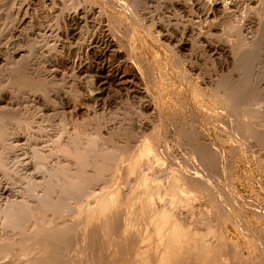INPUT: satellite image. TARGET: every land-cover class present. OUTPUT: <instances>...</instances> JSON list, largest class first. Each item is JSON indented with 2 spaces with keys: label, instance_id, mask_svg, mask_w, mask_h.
<instances>
[{
  "label": "rangeland",
  "instance_id": "374dc122",
  "mask_svg": "<svg viewBox=\"0 0 264 264\" xmlns=\"http://www.w3.org/2000/svg\"><path fill=\"white\" fill-rule=\"evenodd\" d=\"M52 1L0 0V110L5 113V118L0 121V246L15 250L19 244L31 237L33 225L37 231L44 229V217L48 211L44 208L42 211L41 207V209H33L32 214L34 210L38 212L35 211L33 216L23 219L19 225H10L8 214L14 212L21 198L30 194L32 186L44 184L50 173L54 175L57 173L60 180L59 178L69 172L71 175H77L80 169L85 176L90 177L92 174L93 177L91 176L92 179L84 177L82 180L79 176L83 178L84 175L79 171L76 177L72 176L75 177L76 184H78L77 177L80 183L85 180V184L88 185L85 187L90 188L93 184L96 195L98 192L99 195L101 192V195H97V205L86 209L84 207L81 212L70 209L63 214L51 213L52 223L56 225V234L64 237L63 246L68 249L67 254L59 255L60 262L66 264H84V262L145 264L146 262L148 264L150 260L149 264H264V160L248 142L240 139L242 133L245 135L252 133L251 128L240 127L245 123L240 118L242 113H248L246 121L250 124L264 125V16L257 14L258 10L262 9L258 5L259 1L233 0L235 12L232 11L230 18L226 20L224 18L218 20L214 18L217 16L212 18L211 14H207L209 12L207 3L210 0H191V2L138 0L142 3L140 5L137 0L134 2L133 0L132 2L131 0H88V3L85 0L88 6L94 5L92 8L96 12L93 15L97 16L98 12H102L106 17L102 23L105 29L99 27L101 28L99 30H97L98 21H101L99 16L95 19V16L91 15L87 20H76L77 22L66 18L71 12L68 10L76 6L72 4L74 0ZM110 1L115 3L114 9L110 8ZM127 1L133 3V6L138 4L134 10L139 9L137 12L140 16L134 11V14H130L134 7H131ZM260 1L264 2V0ZM127 3L130 7L126 6ZM192 3L197 5L202 3V8L199 5V9L191 8V10L195 9V12L198 10L197 14L194 10H189L191 7L189 5ZM83 4L80 5V9ZM37 5L45 8L42 9L44 11L39 10L41 14L37 11ZM203 9L206 12H202ZM177 10L181 11L177 12ZM139 12H142V15ZM245 12L249 13L250 21L244 27L238 21ZM188 13L191 16L188 17ZM205 13L208 15L207 18ZM147 16L151 19L149 20ZM188 19L190 24L187 23ZM152 22L154 25L156 22L154 29ZM159 22L161 23L157 24ZM160 25L164 31L167 26L174 29L172 31L167 27L166 31L175 36L173 37L177 43L179 40L185 41L187 37L189 38L188 41L186 40L188 43L185 41L189 49L184 57L175 54L163 39L156 37L155 32ZM73 27L75 28L72 29ZM197 28L205 32L208 28L207 31L211 33L212 38L210 35L206 36L208 40L200 33L196 35L199 31ZM102 32L112 40L116 47L114 51L108 50V53L102 46L99 48L98 42ZM203 38L209 43L213 40L211 45L218 43L212 45L217 48L214 47L218 54L215 53L213 57L208 58V54L201 51L203 45L199 43L203 42ZM97 45L101 52L98 51ZM232 45H234L233 51L230 50ZM217 46L222 47V50ZM54 48H57L59 53L62 51L61 54L52 53ZM91 48H94L97 54L93 53ZM93 54L94 58H92ZM104 56L105 60H102ZM125 59L141 69V77L138 76V79L143 78L140 80L142 84L144 81L145 87L147 86L152 107L146 104L144 93L141 92L143 86L136 87L135 83L129 85L126 81L133 73ZM17 62L20 63V69L16 75H20L22 77L20 80L26 81L27 85H17L18 79L11 75V67ZM102 64L103 72L99 68ZM126 67L128 75L124 70ZM122 73H125L124 76ZM97 75L104 77L101 79ZM214 75L215 77L217 75L216 78H226L228 82L247 80L252 90L250 97L242 106L235 108H228L220 97L213 99L209 90L201 86V83L202 79H207L209 76L216 79ZM108 82L117 90L106 84ZM204 107L206 108L202 109ZM211 109L213 110L211 117L207 118ZM157 113H160L158 118ZM211 121L218 123L214 122V126ZM211 125L216 130L211 128ZM237 126L241 128L240 133L236 139L229 142L227 130ZM170 128L173 131H170ZM251 141L261 147L258 138ZM202 142L211 144L212 152H219L224 159L223 173L219 168L220 163L214 166L217 162H214V165L212 162L211 166L210 164L207 166V175L210 174L207 176L208 180L210 179L208 182H212L209 183L211 190L207 189V193L206 189L204 192V188L193 185L190 187L191 190L188 189L190 184L182 185L183 182L178 181L176 177V172L189 162L192 169L195 168V164L200 167V159L196 152L199 143ZM262 145L264 148V142ZM101 146H106L104 151ZM145 149L151 151L146 152L148 150ZM142 153L148 155L144 156ZM130 156L136 160L132 157L130 159ZM95 158L99 160H97L98 165H95L97 164ZM92 163L94 167L91 166ZM174 164L178 167L175 168ZM169 165L171 167L173 165V169L177 170L176 176L169 175V179H163L155 185L150 180L143 184L142 177L146 178L143 176L146 169L151 168L154 172L171 171L170 173L174 174L172 172L175 170H170ZM190 165L188 170L186 169L188 172H192ZM212 166L217 168L209 169ZM81 167H84V170H81ZM76 169L77 172L72 174L71 171ZM140 171L143 173L141 174ZM94 172L98 177L93 175ZM95 177L98 179L94 181L96 183L99 180L98 183L90 182L89 187L87 182L93 181ZM192 186L197 191L192 189ZM180 189L184 193L179 191ZM152 191L164 192V198L148 206ZM138 192L140 194H136ZM63 197L61 196L60 199ZM166 200H171L172 209H168L164 215L158 214L160 219L155 216L156 222L155 217H152L153 223L149 217L152 208L162 210ZM105 207L108 209L107 214ZM112 207L115 208L114 211ZM132 208L135 210H133L134 214ZM203 208L206 210L203 211L204 213ZM180 210L184 217L182 220L176 217ZM111 212L113 218V213L116 214V221L110 218ZM48 214L46 218L50 217V212ZM125 214L131 216H127L128 221L125 220L126 216L121 217L123 218L120 219L121 222L117 221ZM145 217L148 218L147 224ZM171 219L175 220L173 222L176 226L172 224ZM165 220H170L172 223L168 221L169 225ZM177 220L179 223L176 222ZM122 221L132 226L129 233L124 232L125 222L122 224ZM173 226L174 229L176 228V234L182 235V238L179 237L180 244L174 240L176 238ZM141 228H144L143 232ZM120 231L124 233L121 234ZM124 234L125 237L129 235L128 238L126 237L128 241L125 240ZM146 240L150 242L145 244ZM82 245L85 248L81 247ZM82 248L84 250L82 258H75ZM162 257L167 261L161 263Z\"/></svg>",
  "mask_w": 264,
  "mask_h": 264
},
{
  "label": "bare ground",
  "instance_id": "6f19581e",
  "mask_svg": "<svg viewBox=\"0 0 264 264\" xmlns=\"http://www.w3.org/2000/svg\"><path fill=\"white\" fill-rule=\"evenodd\" d=\"M34 1V0H33ZM41 1V0H40ZM54 1V0H53ZM52 1V2H53ZM64 1V0H63ZM71 1V0H70ZM75 1V0H74ZM72 2V4L74 3L76 6L75 7H73V8H71V9H66V10H68V11H70L71 10V12L68 14V16L69 17H66V18H69V19H71V21H75V22H77L76 20H81V19H88V18H90V16L91 15H93L96 11L92 8V5L91 6H88V0H87V3H85L84 1L85 0H82L83 2H81V0H76L75 2ZM109 1V0H108ZM135 0H133V2H134ZM175 1V0H174ZM185 1V0H184ZM183 1V2H184ZM190 2H191V0H189ZM194 1V0H193ZM198 1V0H197ZM207 1H209V0H207ZM235 1V0H234ZM234 1L233 0H210L207 4H208V13L207 14H211L212 15V18H213V16H217V17H214V18H224L225 20L229 17L230 18V16H231V12L232 11H234L233 10V8L235 7L234 6ZM254 1V0H253ZM257 1H259L257 4L258 5H260L261 6V8L262 9H260V10H258V12H257V14H260V15H262V16H264V2H261L260 0H257ZM36 2V1H35ZM38 2V1H37ZM81 2V3H80ZM128 2V1H127ZM131 2H132V0H131ZM137 3L139 2V5L140 4H142L141 3V1H136ZM51 3V2H50ZM83 3H85V4H83ZM128 3H130V2H128ZM128 3H127V7L131 4H129L128 5ZM136 3V4H137ZM178 4H179V2H177ZM185 3H187V2H185ZM189 3V2H188ZM194 3H196V2H194ZM42 4V3H41ZM73 4V5H74ZM81 4H83L82 6L84 7V9H80V5ZM87 4V5H86ZM110 5V8H112V9H114V6H115V3L113 2V3H111V1H110V3H109ZM133 4V3H132ZM131 4V7H134L133 9H132V11H131V13L130 12H128V11H126L127 13H130V14H132L133 13V11L134 12H136L137 14H138V10L137 11H135L134 9L136 8V6L138 5H136V4H134V5H136V6H133ZM177 4V5H178ZM181 4V3H180ZM183 4V3H182ZM204 4V3H203ZM43 5V4H42ZM120 5H122V4H120ZM189 5V4H188ZM199 5V4H198ZM198 5L197 4H191V5H189V6H191L190 7V11H193L194 10V12H195V9H199L198 8ZM237 5V4H236ZM38 6V13L39 14H41L40 12H39V10L41 11L43 8L41 7V5H37ZM88 6V7H87ZM94 6V5H93ZM126 6H124L123 5V7L124 8H126ZM175 6V5H174ZM183 6H185V5H182V7ZM189 6H187L188 8H189ZM40 7V8H39ZM130 7V6H129ZM141 7V6H140ZM172 7H173V5H172ZM180 7V6H179ZM195 7V9H193V10H191V8H194ZM199 7H201L202 8V3L199 5ZM206 7V6H205ZM124 8H123V10H124ZM138 8V7H137ZM178 8V7H177ZM181 8V7H180ZM179 8V9H180ZM185 8V7H184ZM236 8H237V6H236ZM45 9V8H44ZM127 9H129V8H127ZM141 9V8H140ZM173 8H171V10H172ZM174 9H175V7H174ZM206 9V8H205ZM205 9H203L202 10V12L205 10ZM97 10V9H96ZM131 10V9H130ZM176 10V9H175ZM184 10V9H183ZM187 10V9H186ZM42 11H44V10H42ZM141 11V10H140ZM179 11H181V10H179ZM178 10H177V12H179ZM198 11V10H197ZM196 11V12H197ZM98 12V11H97ZM124 12V11H123ZM143 12V11H142ZM141 12V13H142ZM183 12V11H182ZM195 12V14H197ZM202 12H200V13H202ZM204 12H206V11H204ZM235 12V11H234ZM68 13V12H67ZM99 13V14H98ZM97 14V16H99L100 17V19H101V21H98V29H97V26H96V29L97 30H99V29H101V28H103V26H102V23L104 22V19H106V17H105V15H104V13H102V12H98ZM125 13V12H124ZM140 13V12H139ZM140 13V14H141ZM173 13H174V11H173ZM187 13V12H186ZM186 13H183V15L184 14H186ZM190 13V12H189ZM188 13V17H189V14ZM193 13V12H192ZM199 13V12H198ZM231 13V14H230ZM134 14V13H133ZM175 14V13H174ZM203 14V13H202ZM242 14V13H241ZM241 14H239L240 16H241ZM249 14V13H248ZM248 14L245 12V15H243L242 14V16L240 17L241 19H240V21H238V22H240V24L242 25V26H244V25H246L247 26V24H249V21H250V18H249V16H248ZM126 15H128V14H126ZM142 15V14H141ZM148 15V14H147ZM178 15H180L179 13H178ZM193 15V14H192ZM199 15H201V14H199ZM204 15H206V13L204 14ZM67 16V15H66ZM93 16H95V15H93ZM97 16H95V19H96V17ZM123 16H125L124 14H123ZM138 16H140L139 14H138ZM146 16V15H145ZM149 16V15H148ZM147 16V17H148ZM191 16V15H190ZM196 15H194V17H195ZM198 16V15H197ZM57 17V16H56ZM143 17H144V14H143ZM150 17V16H149ZM148 17V18H149ZM152 17H154V16H152ZM158 17V19H159V16H157ZM157 17H156V20H157ZM183 17H185V16H183ZM205 17V16H204ZM203 17V20L205 19V18H207L208 17V15H206V17L204 18ZM65 18V19H66ZM187 18V17H186ZM185 18V19H186ZM191 18V17H190ZM189 18V19H190ZM210 18H211V16H210ZM210 18H209V20H210ZM211 18V19H212ZM94 19V20H95ZM151 18H149V20H150ZM161 19V18H160ZM188 19V20H189ZM192 19V18H191ZM200 19V18H199ZM220 19H218V20H220ZM92 20H93V18H92ZM91 20V21H92ZM153 20V19H152ZM151 20V21H152ZM187 20V19H186ZM201 20H202V18H201ZM208 20V19H207ZM208 20V21H209ZM213 20V19H212ZM216 20V19H215ZM222 20V19H221ZM90 21V20H89ZM97 21V20H96ZM151 21H150V23H151ZM155 21V20H154ZM205 21V20H204ZM84 22V21H83ZM93 22V21H92ZM78 23H80V22H78ZM94 23H95V21H94ZM153 23V22H152ZM161 22H159V23H157V24H160ZM187 23H189L190 24V20H189V22H187ZM193 23V22H192ZM243 23V24H242ZM71 24V23H70ZM82 24H84V23H82ZM85 24H87V23H85ZM72 25V24H71ZM75 25V24H74ZM73 25V26H74ZM88 25V24H87ZM93 25V24H92ZM151 25H154V23L153 24H151ZM241 25H239V27L241 26ZM76 26H78L77 24H76ZM95 27V26H94ZM99 27H101V28H99ZM156 27V22H155V25L153 26V29ZM165 27V26H164ZM168 28H170L169 26H167ZM167 27H165V29L167 30L168 28ZM200 27V26H199ZM245 27V26H244ZM75 27H73L72 29H74ZM77 28V27H76ZM202 28V27H201ZM204 28V27H203ZM69 29H70V25H69ZM103 29H105V27L103 28ZM171 30H172V28H170ZM198 29V28H197ZM68 30V29H67ZM164 31L162 28H161V25H160V28L158 27L157 28V30H156V32L155 31H153V32H155V34H156V37H160L161 39H163V41L164 42H166V44H167V46L170 48V50L171 51H173L175 54H177L178 56H180V57H184V55H186L185 53H186V51L189 49L188 47H187V44H186V42L188 41L187 39H189L188 37H187V41L185 42L184 40L182 41V40H179V42L177 43L176 42V40H175V36L173 35V34H170L168 31ZM174 30V29H173ZM172 30V31H173ZM199 30V29H198ZM208 28H206V32L205 31H201V29L198 31V32H196V35H197V33H200V34H202L204 37H206V36H209L210 35V37H211V33H209L208 31ZM72 31V30H71ZM104 31V30H103ZM170 31V30H169ZM172 31H170V32H172ZM189 32H190V30H188ZM201 31V32H200ZM211 31V30H210ZM76 32V31H75ZM184 32V31H183ZM192 32V31H191ZM66 33V32H65ZM67 33H69V32H67ZM73 33H74V31H73ZM98 34H99V32H97ZM174 33V32H173ZM193 33V32H192ZM195 33V32H194ZM70 34H72V33H70ZM96 34V33H95ZM108 34V33H107ZM175 34V33H174ZM67 35V34H66ZM97 35V34H96ZM100 35V34H99ZM158 35V36H157ZM178 35V34H177ZM183 35V34H182ZM190 35V34H189ZM188 35V36H189ZM194 35V34H193ZM193 35H190V36H193ZM202 35H201V37H202ZM68 36H69V34H68ZM71 36V35H70ZM94 36V35H93ZM174 36V37H173ZM181 36V35H180ZM73 37V36H72ZM182 37V36H181ZM181 37H179V38H181ZM197 37H199V36H197ZM200 37V38H201ZM209 37V38H210ZM93 38V37H92ZM94 38H95V36H94ZM93 38V39H94ZM157 38V39H158ZM177 38V37H176ZM178 38V39H179ZM182 38H184V37H182ZM207 38V37H206ZM212 38V37H211ZM210 38V39H211ZM97 39V38H96ZM99 39V38H98ZM112 39V38H111ZM202 39V38H201ZM208 39V38H207ZM92 40V39H91ZM95 40V39H94ZM160 40V39H159ZM199 40V39H198ZM209 40V39H208ZM208 40L206 41L204 38H203V42L201 43V41H200V45L202 44L203 46H202V52L204 51L205 52V54L207 55L208 54V58H209V56H210V58L211 57H213V55L217 52L216 51V49L212 46L214 43H212V45L210 44L212 41H210V43L208 42ZM97 41V40H96ZM163 41H161V42H163ZM92 43V42H91ZM98 43H100V45H99V48H101L100 46H102L103 47V49H105L106 51H114V49H116V47L113 45V43H112V40H110V38H109V36H106L105 34H104V32H102L101 33V36H100V42H98ZM177 43V44H176ZM188 43V42H187ZM115 44V43H114ZM165 43H164V45H166ZM218 44V43H217ZM217 44H214V45H217ZM189 45V44H188ZM199 45V46H200ZM94 46V45H93ZM166 46V47H167ZM222 46V45H221ZM92 47V46H91ZM95 47H96V45H95ZM115 47V48H114ZM167 47V48H168ZM218 47V46H217ZM224 47V46H223ZM90 48V47H89ZM219 48V50L222 48V47H218ZM88 49V48H87ZM92 49V48H91ZM94 49V48H93ZM92 49V50H93ZM97 49H98V45H97ZM103 49H101V50H103ZM226 49H227V47H226ZM92 50H90L89 49V51H92ZM222 50V49H221ZM229 50V49H228ZM227 50V51H228ZM230 50L231 51H233L234 50V45H232V46H230ZM94 51H96V50H93V53H95ZM98 51H99V49H98ZM105 51V52H106ZM109 51H108V53H109ZM117 50H115V52H116ZM61 52L62 51H60V53L58 52V50H57V48H54V49H52V53H54V54H57V53H59V54H61ZM87 52V51H86ZM99 52H101V51H99ZM218 52H221V51H218ZM88 53V52H87ZM89 53H91V52H89ZM103 53H104V51H103ZM108 53H106V54H108ZM112 53V52H111ZM110 53V54H111ZM118 53H119V51H118ZM117 53V54H118ZM223 53V56H224V52H222ZM226 53V52H225ZM228 53V52H227ZM226 53V54H227ZM231 53V52H230ZM51 54V53H50ZM49 54V55H50ZM63 54V53H62ZM95 54H97V52L95 53ZM102 54V53H101ZM105 54V53H104ZM112 54H114V53H112ZM116 54V53H115ZM205 54H203V55H205ZM216 54H218V53H216ZM52 55V54H51ZM94 55V54H93ZM93 55H91V56H93ZM109 55V54H108ZM222 55V54H221ZM230 55V54H229ZM63 56V55H62ZM97 56V55H96ZM107 56V55H106ZM113 56V55H112ZM120 56H121V54H120ZM119 56V57H120ZM216 56V55H215ZM226 56V55H225ZM95 57V55L92 57V58H94ZM117 57V56H116ZM186 57V56H185ZM206 57V56H205ZM118 58V57H117ZM122 58V57H121ZM121 58H119V59H121ZM100 58L98 57V60H99ZM119 59H116V60H118V61H121V60H119ZM213 59V58H212ZM245 59V58H244ZM102 60H105V56H104V59H102ZM126 60V59H125ZM244 61V60H243ZM96 62V61H95ZM126 62H127V60H126ZM245 62V61H244ZM97 64L99 63V62H96ZM103 64H104V62H102ZM119 63V62H118ZM121 63H124V62H121ZM100 64V63H99ZM103 64L101 65V67H99L100 68V71L101 72H103L104 71V67H103ZM135 63H133V62H130V61H128L127 62V65H128V67H129V69L131 70V72L133 73V74H131V76L128 78L129 80H126V81H128V83H129V85H131V84H133L134 85V83H135V86L137 87L138 85H141V86H143L142 88H143V91H141V92H143L144 93V95L143 96H145V101H147L146 102V104L148 105H150L151 107H152V102H151V99L149 98V95H148V90L146 89L147 88V86L145 87V85H144V81H143V84H142V80H140V79H143V78H139L138 79V76L139 77H141L140 75H141V73H140V68L139 67H137V65L135 64ZM119 65H120V63H119ZM122 65V64H121ZM105 66H107V65H105ZM125 66V65H124ZM123 66V67H124ZM139 66V65H138ZM120 67V66H119ZM118 68V67H117ZM222 68V67H221ZM19 69H20V63L18 64V62L17 63H13V65H12V67H11V75L12 76H14L15 78H17L18 80H17V85H27L26 84V81H22V80H20L22 77H20V75L18 76V75H16L17 73H19ZM106 69V68H105ZM111 69V68H110ZM123 69V68H122ZM127 69V67L124 69V70H126ZM109 70V69H108ZM113 70V69H112ZM118 70H119V68H118ZM128 70V69H127ZM127 70H126V74H127ZM115 71H116V69H115ZM120 71V70H119ZM107 72H109V71H107ZM99 73V72H98ZM116 73V72H115ZM129 73V72H128ZM100 74V73H99ZM103 74V73H102ZM110 74H111V70H110ZM110 74H108V75H110ZM123 74V73H122ZM125 74V73H124ZM124 74L122 75V76H124ZM101 75V74H100ZM99 75V76H100ZM105 75V74H104ZM104 75H103V77H104ZM113 75H115V74H113ZM128 75V74H127ZM98 76V75H97ZM98 76V77H99ZM110 76H112V75H110ZM118 76V75H117ZM102 77V78H103ZM106 77V76H105ZM119 77V76H118ZM137 77V78H136ZM204 77H206V76H204ZM211 77H213V76H211ZM210 76H209V78H205V79H202L203 81H202V85L201 86H204L205 88H207L208 90H209V93L211 94V97L214 99V97H220V98H222L223 100H224V102L227 104V107L228 108H235V107H237V106H242L244 103H245V101H247V99L250 97V94H251V92H252V90L250 89V85H249V83H248V81L247 80H245V79H243V80H236V81H232V82H228V79H226V78H216L217 77V75H216V77H215V75H214V77L216 78V79H212ZM100 78H101V76H100ZM101 78V79H102ZM120 78V77H119ZM119 78H118V81H119ZM109 79V78H108ZM107 79V80H108ZM112 79V78H111ZM115 78L113 77V80H114ZM122 80V79H121ZM100 81V80H99ZM103 81H105V80H103ZM117 81V80H116ZM141 81V82H140ZM112 81H110V83H111ZM102 83H104V82H102ZM101 83V84H102ZM123 83H124V81H123ZM106 84H108V85H110L109 84V82L108 83H106ZM105 84V85H106ZM113 84V83H112ZM115 84H118L117 82H115ZM124 84H126V83H124ZM111 86V85H110ZM141 86H139V89H140V87ZM112 87V86H111ZM114 87V86H113ZM112 87V88H113ZM116 87H118V86H116ZM126 87V86H125ZM121 89H122V87H120ZM113 89H115V88H113ZM133 89V88H132ZM115 90H117V89H115ZM118 90H119V88H118ZM121 90H119V92H120ZM135 91V90H134ZM138 91V90H137ZM139 92V91H138ZM212 100V99H211ZM212 102H213V100H212ZM145 105V104H144ZM143 107V106H142ZM146 107V106H145ZM207 107V106H206ZM206 107H204V108H202V109H205ZM211 107H213V106H211ZM146 108H149V107H146ZM216 108V107H215ZM202 109H201V111H202ZM210 109V108H209ZM208 109V110H209ZM213 109H214V107H213ZM207 110V109H206ZM204 111V110H203ZM211 112H213V110L211 109V111H210V113L207 115V118L210 116L211 117ZM205 113V112H204ZM203 113V114H204ZM215 113V112H214ZM213 113V114H214ZM5 113H3L1 110H0V121L1 120H3L5 117V115H4ZM160 114V113H159ZM159 114L157 113L156 115H157V118L159 117ZM206 114V113H205ZM216 114V113H215ZM247 115H248V113H246V112H244V113H242L241 115H240V118L243 120V122H245V123H242V126H240L241 128L242 127H248V128H251V130H252V133H250V134H248V135H245V134H243L242 133V135L240 136V139L242 140V141H245V142H248L249 143V145H250V147L252 148V149H255L256 151H257V154L260 156V158L261 159H263L264 160V148H263V145H262V142H264V125H259V124H257V125H253V124H250L249 122H247L246 121V118H247ZM209 117V118H210ZM213 117H214V115H213ZM215 118V117H214ZM214 118H212L213 120H214ZM211 119V120H212ZM216 119V118H215ZM208 120V119H207ZM210 120V119H209ZM208 120V121H209ZM260 121V120H259ZM212 123V125H214L215 126V124H214V122H217V121H211ZM218 123V122H217ZM210 124V123H209ZM220 124V123H219ZM211 125V126H212ZM222 125V124H221ZM202 126H203V124H202ZM217 126H220V125H217ZM239 126H237L236 128H230V130H227V134H228V140H229V142H230V140L232 141L234 138L236 139L237 138V136L239 135V133H240V128ZM211 128H214L213 126L211 127ZM220 128H221V126H220ZM227 128V127H226ZM229 128V127H228ZM198 129V128H197ZM215 129V128H214ZM221 129H224V128H221ZM220 129V130H221ZM202 130V129H201ZM216 130V129H215ZM170 131H173V129L172 128H170ZM229 131V132H228ZM218 132V131H217ZM223 132V131H222ZM251 132V131H250ZM204 133V132H203ZM220 134V133H219ZM222 134V133H221ZM224 134V133H223ZM227 134H226V136H227ZM222 136V135H221ZM255 138H258L261 142H260V144H261V147L260 146H258V145H255L254 143H253V141H251V140H253V139H255ZM104 141V140H103ZM102 141V142H103ZM99 142H100V140H99ZM98 142V143H99ZM101 142V143H102ZM100 143V145H102ZM203 143V142H202ZM202 143H199V146H198V151L196 152L197 153V155H198V157H199V159H200V161H199V168L196 166V164H195V166H194V164L192 165V166H194L195 168H193L192 169V167H191V165L188 163V165H190V168L192 169V172H188L187 170H188V165H184L185 167H187V168H184V166H182L183 167V169L181 168V169H179L178 171L176 170V169H173V165H172V167H171V165H169V168H170V170L172 169L174 172H172V173H174V174H171L170 172L171 171H161V172H154V171H152L151 170V168H149V169H143V170H145L146 171V173H145V175H143L144 177H146V178H143L142 177V182H143V184L145 185V183H146V181L147 180H150L154 185L156 184V183H160V181L161 180H163V179H169V175H175L176 173V177H177V180L178 181H181V183H182V185H186V186H188L189 184V186L187 187L188 189H190V187H191V185H193L194 187H200L201 189L202 188H204L203 189V191L205 192V189H206V193H207V189H209V190H211V188H210V185H209V183H211L212 184V182H208L209 180H208V175H210V174H208L207 175V171H208V169H207V166H209V164L211 163L212 164V162H213V165H214V162H217V163H215V165L214 166H216L218 163H220L221 164V167H219V168H221L222 169V173H223V156H222V154H220L219 152H216V151H214V152H212V150H211V148H212V146H211V144H205V143H203L204 144V146H203V144ZM97 144V143H96ZM99 145V146H100ZM103 145H104V143H103ZM106 145V144H105ZM103 149V151H104V147H106V146H101ZM98 149L99 150H101L99 147H98ZM149 149V148H148ZM148 149H145V150H148ZM101 150V151H102ZM144 150V149H143ZM83 151H85V149L83 150ZM102 151V152H103ZM149 151H151V150H148V151H146V152H149ZM219 151V150H218ZM223 152V151H222ZM139 153V151L137 152V154ZM195 153V154H196ZM143 154V153H142ZM136 155V154H135ZM140 155H141V152H140ZM144 155V154H143ZM148 155V153H145V155L144 156H147ZM196 155V156H197ZM132 156H134V155H132ZM132 156H130V159H132L133 157ZM136 156H138V155H136ZM132 157V158H131ZM138 158V157H137ZM141 158H142V156H141ZM96 159V158H95ZM139 159H140V156H139ZM94 160V159H93ZM98 159H96V163L99 161H97ZM133 160H136V159H134L133 158ZM138 160V159H137ZM219 160V161H218ZM95 162V161H94ZM135 162V161H134ZM187 163V162H186ZM89 164V163H88ZM94 163H92V165L91 166H93L94 167V165H93ZM99 163H97V164H95V165H98ZM173 164V163H172ZM211 164H210V166H211ZM219 165V164H218ZM83 166V165H82ZM85 166V165H84ZM90 165H88V167H89ZM174 166H175V168L176 167H178V166H176L175 164H174ZM181 166H179V167H181ZM197 167V168H196ZM82 168V167H81ZM84 168V167H83ZM81 169V170H84V169ZM215 168H217V167H210L209 169H215ZM218 168V169H219ZM85 169H87V168H85ZM187 169V170H186ZM217 169V170H218ZM77 170L78 169H76V171H71V173L72 172H77ZM142 170V169H141ZM142 170V171H143ZM169 170V169H168ZM217 170H215V171H217ZM64 171H66L65 169H64ZM64 171H63V173H64ZM69 171V170H68ZM67 171V172H68ZM79 171H80V169L78 170V173H79ZM177 171V172H176ZM191 171V170H190ZM83 172V171H82ZM85 172H87V171H85ZM89 172H91V171H89ZM141 172V171H140ZM176 172V173H175ZM213 172H214V170H213ZM219 172V171H218ZM60 173H62V171H60ZM78 173H77V175H78ZM80 173H81V171H80ZM92 173V172H91ZM143 172H141V174H142ZM209 173V172H208ZM217 173V172H216ZM57 174V173H56ZM54 175V173H50L49 174V176H48V178H47V180L44 182V184H42V185H40V186H32V191L30 192V194L28 195V196H26V197H24V198H21L20 200H19V202H18V207L14 210V212L13 213H10V215L8 214V217H9V221H10V225H12V226H17V225H19L21 222H22V220L23 219H25L26 217H28V216H33L34 214H35V211L36 212H38L37 210H34L33 212V214H32V210L33 209H41L42 208V211H43V208L46 210V211H48V213L50 212V217L49 218H46V216L47 215H49L48 213L46 214V216L44 217V215H42L44 218H45V221H44V223H43V228L44 229H42L41 231H37L36 229H35V226L33 225L32 226V230H31V237H29L27 240H25L24 242H22L21 244H19L18 245V247H17V249H15V250H12V249H10V248H7V247H3V246H0V264H66L65 262H60L59 261V255L60 254H67L66 253V250L68 251V249L66 248V247H64L63 246V240H64V237L62 236V235H57L56 234V225H54V222L52 223V218H53V214H51V213H55V212H61L62 214L64 213V212H66V211H68V210H70V209H75L76 211H79V212H81V209L82 208H84L85 207V209H86V207H90V206H94L95 204H96V202H97V198H98V196L97 195H99L98 193H97V195H96V193H95V188L94 187H92L93 186V184H92V186L89 184L90 182H94L95 183V179L98 177V175H97V173L95 174V172H94V176H96L97 175V177H95V178H93V181H91V180H89V182H87L88 184H89V187L91 186L92 188H94V189H92L91 187L90 188H87V187H85V186H88V185H86L85 184V180L84 181H82L83 179H84V177H89V176H85V173H81L82 175H84L83 176V178L81 177V176H79L82 180V182L80 183L79 182V179H78V177L76 178L77 180H78V184H76V181L74 180L75 179V177L77 176V175H75V174H73L75 177H72L73 175H71L70 174V172H69V174L68 173H66L67 174V176H66V174L64 175V176H66V178L63 176L62 178H64L65 180H63L62 178H59L60 180H58V175ZM87 174H89V173H87ZM140 174V175H141ZM92 174L90 175V177H89V179H92ZM175 176H173V177H175ZM86 179V178H85ZM98 179V178H97ZM139 179H141V176L139 177ZM62 180V181H61ZM175 180V179H174ZM88 181V180H87ZM99 181V180H98ZM98 181H96V183H98ZM140 182V181H139ZM80 183V184H79ZM95 183V184H96ZM147 183H148V181H147ZM177 183V182H176ZM180 183V182H179ZM140 184H141V182H140ZM140 184H139V186H140ZM143 185V186H144ZM152 185V184H151ZM193 186H192V189H194L193 188ZM212 186V185H211ZM105 187V186H104ZM100 188H102V187H100ZM100 188H99V190L98 191H100ZM106 188V187H105ZM140 188V187H139ZM138 188V189H139ZM146 188V187H145ZM183 188V187H182ZM186 188V187H185ZM186 188V189H187ZM213 188V187H212ZM156 189V188H155ZM185 189V190H186ZM187 189V190H188ZM197 189V188H196ZM215 189V188H214ZM102 190V192L104 191L103 189H101ZM106 190V189H105ZM108 190H109V188H108ZM112 190V189H111ZM117 190V189H116ZM184 190V189H183ZM191 190V189H190ZM189 190V191H190ZM195 190V189H194ZM208 190V191H209ZM179 191H181L182 192V190L180 189ZM195 191H197V190H195ZM199 191H200V189H199ZM214 191H216V189L214 190ZM105 192V191H104ZM109 192V191H108ZM113 192V191H112ZM116 192V191H115ZM119 192V191H118ZM117 192V193H118ZM134 192V191H133ZM140 192V191H139ZM136 193V194H140V193ZM146 192H148V190L146 191ZM162 192V191H161ZM190 192H192V191H190ZM213 191H211V193H212ZM218 192V191H217ZM182 193H184V192H182ZM181 193V194H182ZM186 193V192H185ZM199 193V192H198ZM211 193H209V194H211ZM104 194V193H103ZM108 194V193H107ZM106 194V195H107ZM113 194V193H112ZM119 194V193H118ZM132 194V193H131ZM100 195H101V192H100ZM99 195V196H100ZM111 195V194H110ZM217 195V194H216ZM61 196L63 197L62 199H60L61 198ZM97 196V197H96ZM113 196L115 197V195L113 194ZM132 196V195H131ZM130 196V197H131ZM137 196V195H136ZM143 196H145V195H143ZM147 196V195H146ZM214 196V195H213ZM212 196V197H213ZM108 197V196H107ZM110 197V196H109ZM138 197H140V196H138ZM137 197V198H138ZM103 198V197H102ZM111 199H112V197H110ZM134 198V197H133ZM142 198V197H141ZM146 198V197H145ZM144 198V199H145ZM164 198V192H162V193H160V192H154L153 193V191H152V193L150 194V198H149V204H148V206H151L152 205V202H155V201H157V200H160V199H163ZM36 199V200H35ZM115 199V198H114ZM116 199H118V197L116 198ZM143 199V198H142ZM98 201H99V199H98ZM117 201H119V200H117ZM133 201V200H132ZM141 201V200H140ZM144 201V200H143ZM148 201V200H147ZM110 202H111V200H110ZM138 202V201H137ZM177 202V201H176ZM222 202V201H221ZM99 203V202H98ZM101 203H102V201H101ZM114 203H115V201H114ZM143 203V202H142ZM148 203V202H147ZM174 203V202H173ZM225 203V202H224ZM224 203H222L223 205H225ZM117 204H119V203H117ZM141 204V203H140ZM221 204V205H222ZM97 205V204H96ZM106 205V204H105ZM111 205H112V202H111ZM116 205V204H115ZM115 205H113L114 207H115ZM131 205V204H130ZM136 205V204H135ZM108 206H109V204H108ZM133 206V205H132ZM132 206H130V208L132 207ZM145 206V205H144ZM172 206V202H171V200H166V203L164 204V207H163V209L162 210H158L157 208H152V212L150 213V218H151V220H152V217L154 218L155 216H158V214H160V215H164L165 214V212L166 211H168V209L170 210V209H172V208H170ZM227 206V205H226ZM41 207V208H40ZM114 207H112L113 208V210L112 209H109V210H112V211H114V209L116 208H114ZM139 207H141V205L139 206ZM147 207V206H146ZM173 207V206H172ZM182 207H184V205L182 206ZM221 207V206H220ZM223 207V206H222ZM98 208V207H97ZM100 208H101V205H100ZM102 208H104V207H102ZM106 209H105V211H106V214L108 213L107 211H108V209H107V207H105ZM118 208H119V206H118ZM129 208V207H128ZM130 208H129V210H130ZM134 208L136 209V207L134 206ZM134 208H132V211L134 210ZM144 208V207H143ZM177 209H178V207H176ZM175 208V209H176ZM223 208H225V207H223ZM31 209V210H30ZM140 209V208H139ZM179 209H180V207H179ZM205 208H203V210H202V212L204 211H206V210H204ZM226 209V208H225ZM44 210V211H45ZM84 210V209H83ZM82 210V211H83ZM90 210H92V208L90 209ZM98 210V209H97ZM224 210V209H223ZM227 210H228V208H227ZM226 210V211H227ZM45 211V212H46ZM103 211H104V209H103ZM116 212L118 211V209L117 210H115ZM131 211V210H130ZM135 211V210H134ZM134 211H133V214H134ZM140 211V210H139ZM141 211H142V207H141ZM177 211V210H176ZM83 212H85V211H83ZM99 212H100V210H99ZM149 212H150V210H149ZM183 212V211H182ZM203 212V213H204ZM97 213V212H96ZM119 213H120V211H119ZM129 213V212H128ZM143 213V212H142ZM141 212H140V214H142ZM148 213V212H147ZM146 213V214H147ZM89 214V213H88ZM95 214V213H94ZM100 214V213H99ZM145 214V213H144ZM173 214H174V212H173ZM52 215V216H51ZM98 215V214H97ZM101 215V214H100ZM103 215H105V212H104V214ZM109 215H110V218L112 217V212H111V214L109 213ZM119 215V214H118ZM117 215V216H118ZM120 215H122V214H120ZM131 215V214H130ZM149 215V214H148ZM175 215V214H174ZM176 215H178V216H176L177 217V219L178 220H182V218H184L183 217V213H181V210L179 211V213H177ZM200 215V214H199ZM113 216H114V220L116 221V219H115V216H116V214L114 215V213H113ZM124 216H126L125 217V220L126 221H128V218H127V216H129V215H127V214H125V215H123V216H120V218L117 220V221H120L121 222V220L123 219V218H121V217H124ZM136 216V215H135ZM143 216H146V215H143ZM172 216V215H171ZM42 217V218H43ZM88 217H89V215H88ZM129 217H131V216H129ZM148 217V216H147ZM147 217H145L144 219H146ZM159 217V216H158ZM162 217V216H161ZM175 218V216H172V218ZM86 218V217H85ZM117 218V217H116ZM127 218V219H126ZM149 218V219H150ZM166 218V217H165ZM164 218V219H165ZM41 219V218H40ZM121 219V220H120ZM155 219V222H156V217L154 218ZM159 219H160V217H159ZM168 219V218H167ZM176 219V218H175ZM130 221H131V219H129ZM142 220H143V218H142ZM141 220V221H142ZM163 220V219H162ZM172 220V219H171ZM178 220L176 221L177 223H179L178 222ZM110 221H111V219H110ZM126 221H122V224L125 222V224L123 225L124 226V228L123 227H121V229L123 228L124 229V232L126 233H129V229H130V227H132V226H128L127 225V222ZM144 221V220H143ZM153 221V220H152ZM165 221H167V220H165ZM169 222H171L170 220H168ZM168 221L166 222V223H168ZM173 221H175V220H172V222ZM41 222H42V220H41ZM132 222V221H131ZM146 222V224H147V222H148V218H147V221H145ZM149 222H150V220H149ZM160 222V221H159ZM171 222V223H172ZM143 223V222H142ZM142 223L140 224V225H142ZM152 223V222H151ZM150 223V224H151ZM153 223H154V221H153ZM115 224V223H114ZM117 224H121V223H117ZM121 224V225H122ZM149 224V223H148ZM161 224V223H160ZM169 225H170V223H168ZM167 224V226H169ZM174 226H176L175 224H174V222L172 223ZM144 226H145V224H143ZM155 225H157V224H155ZM166 225V224H165ZM165 225H163V226H165ZM114 226H118V225H114ZM113 226V227H114ZM162 226V225H161ZM166 226V227H167ZM174 226L172 227L173 229H174ZM119 227V226H118ZM118 227H116L117 228V230H119L118 229ZM143 227V226H142ZM145 227H147V226H145ZM144 227V228H145ZM156 227V226H155ZM144 228H141V230H142V232H143V229ZM148 228H149V225H148ZM161 228V227H160ZM171 228V227H170ZM177 228H178V226H177ZM146 229V228H145ZM172 229V230H173ZM180 229V228H179ZM165 230V229H164ZM169 230V229H168ZM175 230H176V228L174 229V232H175ZM113 231H114V229H113ZM121 231H123V230H121ZM121 231H120V233H121ZM148 231V230H147ZM178 231V230H177ZM180 231V230H179ZM115 232H117L118 233V231H115ZM123 232V233H124ZM168 233H169V231H167ZM114 233V232H113ZM123 233H121V234H123ZM158 233H160V232H158ZM163 232H161V234H162ZM173 233V232H172ZM181 233V232H180ZM83 234H84V232H83ZM121 234H120V237H121ZM183 234V233H182ZM117 235V234H116ZM115 235V236H116ZM144 235H145V233H144ZM169 235V234H168ZM118 236V235H117ZM124 237H125V234L123 235ZM123 236H122V238H123ZM128 234H127V238H128ZM181 236V237H180ZM126 237H125V240L126 241H128L129 239H126ZM162 237V236H161ZM163 237H164V234H163ZM179 237L180 238H182V235H178V233L176 234V232H175V238L176 239H174V240H176V241H178L179 242ZM184 237V236H183ZM121 238V239H122ZM157 238V237H156ZM158 238H160V236H158ZM147 239V238H146ZM163 240H164V238H162ZM161 239V240H162ZM119 240V239H118ZM123 240V239H122ZM125 240H123L124 242H126ZM141 240H142V237H141ZM159 240V239H158ZM157 241V240H156ZM181 241V240H180ZM141 242V241H140ZM146 242H147V240L145 241V244H146ZM149 242H150V240H149ZM149 242H147V244L149 243ZM178 242H176V243H178ZM127 243V242H126ZM142 243V242H141ZM170 243V242H169ZM176 243H174V244H176ZM140 244V243H139ZM145 244H143V245H145ZM162 244V243H161ZM178 244H180V242L178 243ZM140 246V245H139ZM81 247H84L83 245L81 246ZM148 247V246H147ZM85 248V247H84ZM142 248V247H141ZM138 249H140V248H138ZM146 249V248H145ZM141 250H143V249H141ZM140 251V250H139ZM83 252H84V250H83V248H82V250L79 252V255H77V256H75V258L77 257V258H82V255H83ZM77 254V253H76ZM149 254V253H148ZM148 254L146 255V256H148ZM74 255H75V253H74ZM66 257H67V255H66ZM146 258V257H145ZM146 259H148V258H146ZM146 259H145V261H146ZM150 259V258H149ZM81 260V259H80ZM83 261V260H82ZM164 261H167V260H165V258L163 259V257H162V259H161V263H163ZM84 262V261H83ZM81 263V262H80ZM150 263V260H149V262H148V264ZM81 264H83V263H81ZM84 264H86V262H84ZM145 264H147L146 262H145ZM157 264V263H156ZM159 264V263H158Z\"/></svg>",
  "mask_w": 264,
  "mask_h": 264
}]
</instances>
